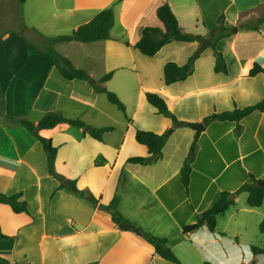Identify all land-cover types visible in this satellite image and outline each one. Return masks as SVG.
I'll return each instance as SVG.
<instances>
[{
	"label": "crops",
	"instance_id": "1",
	"mask_svg": "<svg viewBox=\"0 0 264 264\" xmlns=\"http://www.w3.org/2000/svg\"><path fill=\"white\" fill-rule=\"evenodd\" d=\"M59 2L65 19L86 16L74 23L71 31L100 10L113 9L110 39L85 44L92 45V55L97 53L95 43L114 51L118 45L117 55L114 51L110 53V61L117 58L121 67L111 71L105 86L120 97L131 124L106 94L94 90L91 82L65 80L54 63L46 62L43 74L32 71L21 76L17 72L0 81V192H21L29 211L15 213L8 204L1 203L0 228L11 238L0 239V264L9 262V257L14 259L16 244L28 252L36 246L35 264H57L58 260H63L61 264L67 260V264H173L155 255L141 234L124 231L111 221L105 206L114 197L126 222L165 238L175 253L201 251L205 247L212 264H225L230 258L223 240L226 233L211 232L202 225L184 234L182 228L195 223L197 214L210 208L223 191L235 193L249 173L258 180L264 177V113L254 111L242 118L240 134L234 133V121H213L204 125L195 139V131L189 126L175 127L169 117L157 113L147 102L145 91L156 90L164 95L169 110L187 123L202 122L214 111L259 101L264 93V74L250 76L248 71L254 62L264 66V28L261 25L253 30L249 26L262 15L264 0ZM163 3H168L182 31L192 34L205 35L216 28L217 19L223 14L224 25L231 35L219 40L216 49L224 56L228 74L214 70L213 50L206 48L193 62L192 72L185 80L164 84V64L168 61L184 64L199 43L171 41L153 56L142 55L129 45L139 39L144 26L161 25L156 9ZM233 26L236 29L232 30ZM127 60L130 65H125ZM30 63L32 67L41 65L39 60ZM79 69L89 76L94 74L87 67ZM107 72L98 75L94 82ZM31 81L38 82L40 87L33 93L30 108L8 113V102L17 108L25 103L23 91L12 92ZM43 88L46 93L42 97ZM49 110L80 118L93 127H111L102 141L66 122L38 131L56 147L55 171L75 179L81 194L59 188V181L48 172L47 154L41 143L27 129L6 121L2 115L37 122ZM135 127L166 135L158 161L147 165L126 161L131 156L147 154L146 147L134 139ZM194 140L197 152L186 192L180 168ZM234 236L233 244L237 246L238 235ZM252 255L246 264H256L260 254ZM30 256L31 253L21 255L23 264H33ZM12 264L17 263L14 260Z\"/></svg>",
	"mask_w": 264,
	"mask_h": 264
},
{
	"label": "trees",
	"instance_id": "2",
	"mask_svg": "<svg viewBox=\"0 0 264 264\" xmlns=\"http://www.w3.org/2000/svg\"><path fill=\"white\" fill-rule=\"evenodd\" d=\"M23 1V0H20ZM156 16L160 21V26H144L141 29V35L139 39L131 45L137 49L142 55L153 56L156 54L165 44L171 41L178 42H192L199 43L197 50L187 59V61L179 65L173 61H168L163 67V81L165 85H169L176 81L185 80L192 72V64L197 57L206 48H211L215 57L214 70L222 74H228V69L224 56L220 51L216 49L217 42L222 38L229 37L231 32L229 28L224 25L223 14H221L217 21L218 26L211 30H208L205 35L192 34L182 31L178 20L172 12L168 3H163L156 9ZM264 23V5L262 6V15L255 20L249 29L257 30L261 24ZM114 25V12L111 7L100 10L92 19L74 28L69 34L58 35L52 39V42H71L77 41L82 43L107 40L110 39V30ZM30 51H35L30 45ZM54 60V66L58 73L66 80L83 79L88 80L89 75L83 69L74 67L72 62L60 55L53 49L48 52ZM258 73L264 74V66L258 62H254L248 71V75L254 76ZM112 72L104 74L98 82L92 83L93 88L97 92L106 94L107 99L116 105V107L125 114L126 120L131 124V119L126 114L124 103L118 98V96L109 89L106 88L105 83L111 78ZM145 97L147 102L156 109L157 113H160L166 117H169L172 121V125L175 127L187 126V122L179 120L177 116L169 110L166 97L156 90H146ZM1 104V102H0ZM258 111L264 113V93L262 98L253 103L243 107H237L236 105L230 110L214 111L211 114L205 116L202 119L204 125H208L213 121H234L236 126L234 133L237 135L240 131V121L250 113ZM1 113V110H0ZM3 118L11 123L18 124L19 126L27 129L32 135L41 143L44 151L47 154V167L48 172L54 178L59 181V188H65L66 190L81 194L75 179H69L62 174L55 171L54 162L56 157V147L52 144L51 140L41 136L38 131L43 128H52L58 123L66 122L70 125L80 127L91 136L93 139L102 141L103 134L110 130L111 127H93L86 124L80 118H69L60 111L46 112L37 122H32L23 117H15L9 114L3 113ZM134 139L138 144L146 147L147 154L145 156H131L126 161L131 164L147 165L158 161L162 157V148L166 141L165 134H158L150 130H144L140 128H134ZM197 141L194 140L190 144L188 153L184 158L182 166L180 168L181 183L185 190L188 192V186L190 181V173L192 170V163L196 157ZM257 178L252 174H248V181L243 182L235 191L246 192V203L250 207H257L262 204L264 198V188L257 184ZM230 194L228 191H223L220 198L208 209L203 210L197 214V221L193 224L185 225L182 228V233H188L200 228L202 225H206L211 231H215L217 216L223 215L228 209L229 205L234 201L228 200L227 196ZM0 203H5L10 206L15 213H28V207L26 201L22 198V193L17 192L13 194H5L0 192ZM118 200L113 198L106 207L110 214L111 221L119 224L126 222L117 209ZM264 225L263 223L261 224ZM141 236L152 247L155 255L162 259L171 262L173 264H182L174 251L167 245L165 238H160L149 232H146L139 228ZM2 233L0 228V239H10ZM250 250L253 254H264V246H250ZM203 264H212L209 261H204Z\"/></svg>",
	"mask_w": 264,
	"mask_h": 264
},
{
	"label": "rangeland",
	"instance_id": "3",
	"mask_svg": "<svg viewBox=\"0 0 264 264\" xmlns=\"http://www.w3.org/2000/svg\"><path fill=\"white\" fill-rule=\"evenodd\" d=\"M59 1L60 0H0V81L5 77L8 79L13 73L16 74L17 72H19L21 76H27V73L32 71L39 72V75L45 73L47 68L44 67V64L46 62L50 64L54 63L53 57L48 53L50 49L68 58L73 65H78V68L87 67L88 71L93 72L94 74L89 76L88 81L90 78L94 80L98 75L107 71L111 72L118 66L119 61L117 58H114V60L111 59L110 61V53L114 50H108L102 43H95L97 44L95 47L97 53L92 55V52H90V50H92V45L77 41L52 42V39L58 35L69 34L74 23L86 19L85 15L83 17L77 16L73 19H65V17L61 15L63 9ZM118 1L119 0H116V2ZM63 2H65V0H63ZM112 4L113 6L119 5V3ZM127 4L128 1L126 2L125 8L128 7ZM252 22H255V20ZM261 25H263L262 27L264 28V23ZM236 27L237 26H233L232 30L236 29ZM114 33H112V35L116 37ZM240 41L242 42L241 39ZM111 44L113 43L110 42L109 46H111ZM218 44L217 42L216 47L219 48ZM30 45L35 51L29 50L28 47ZM221 46L223 47V44ZM117 51L118 45L115 47V55H117ZM35 60L40 61V67L31 66L32 64L30 61ZM125 65H130L129 60L126 61ZM15 81L18 82L16 78ZM34 82L35 81H31V84H22L18 89L12 92L15 94L17 90L23 91L25 93L23 99L25 103L21 108H17L13 103L11 104V101L8 102L6 105L8 113L17 111L16 109L19 110L18 112H23L30 108L33 93L36 88L38 89L40 87L38 82ZM96 82H98V79H96ZM43 90L44 88L41 90L42 97L46 93ZM118 98L120 99L119 96ZM241 131L242 128H240L238 134H240ZM246 181H248V177ZM235 195L236 198H232L234 201L229 205L225 213L217 216L215 230L216 232L222 231V233H226L228 238H223L227 253L230 255V258L226 260L225 264H246L245 262L249 261L251 256H253L250 246H264V225H261L262 223L264 224V198L260 206L250 207L246 203V192H239ZM0 205L2 204L0 203ZM1 216L2 212L0 213V217ZM236 234L238 235L239 241L237 246L233 244L235 239L234 235ZM210 248L213 250L214 246L211 245ZM14 252V259L13 256L9 257L8 259L10 261L4 262L5 264H12L14 260L17 264H23L25 260L21 258V255L26 253H31L29 259L32 260L33 264L38 261L36 246H33L28 252L21 244H16ZM175 254L182 264H203V261L211 262L208 260L210 255L205 247L202 248L201 251L192 249L185 253L178 252V254ZM218 259L221 263L223 262L222 258ZM62 261L63 260H58L57 264H61ZM263 262L264 254H260L256 264H263ZM67 263L68 260L66 261V264Z\"/></svg>",
	"mask_w": 264,
	"mask_h": 264
},
{
	"label": "water",
	"instance_id": "4",
	"mask_svg": "<svg viewBox=\"0 0 264 264\" xmlns=\"http://www.w3.org/2000/svg\"><path fill=\"white\" fill-rule=\"evenodd\" d=\"M89 82L94 83V80L92 78L89 79ZM187 126H189L191 129L195 131V139L198 137L199 133L204 129V124L202 122L197 123H188ZM172 128L168 130L167 133L171 132ZM257 184L260 185L262 188H264V177L257 180ZM235 193H230L227 196L228 200H231L234 198ZM118 227L124 231L134 232L135 234H140V230L138 227L132 223L128 222H121L118 224Z\"/></svg>",
	"mask_w": 264,
	"mask_h": 264
}]
</instances>
